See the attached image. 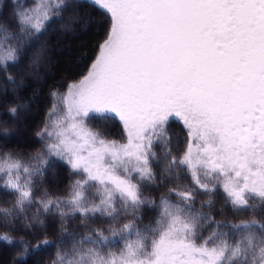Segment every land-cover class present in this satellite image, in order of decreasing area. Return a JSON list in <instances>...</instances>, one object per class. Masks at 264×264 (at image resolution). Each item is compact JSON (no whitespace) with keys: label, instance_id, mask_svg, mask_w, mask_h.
Returning <instances> with one entry per match:
<instances>
[{"label":"snow or ice","instance_id":"1","mask_svg":"<svg viewBox=\"0 0 264 264\" xmlns=\"http://www.w3.org/2000/svg\"><path fill=\"white\" fill-rule=\"evenodd\" d=\"M89 8L106 18L103 39L81 78L51 93L40 147H10L19 137L0 132V242L20 249L12 264L51 247L50 264H264V222L212 214L222 199L220 215H264V0H0V69L20 73L0 93L16 101L12 120L49 59V28L72 31ZM90 120L118 122L123 139ZM58 162L75 177L62 189ZM150 185L165 191L145 196ZM77 219L84 232L68 230Z\"/></svg>","mask_w":264,"mask_h":264},{"label":"trees","instance_id":"2","mask_svg":"<svg viewBox=\"0 0 264 264\" xmlns=\"http://www.w3.org/2000/svg\"><path fill=\"white\" fill-rule=\"evenodd\" d=\"M21 3H23V0H21ZM86 11L90 13V17H85L72 31L64 32L60 30V24H53L49 28L48 35L45 37L49 48V59L46 63L40 64L35 68L34 74L26 82V88L18 92L22 102L28 106L27 111L21 115L18 122L5 114L7 107L16 103L11 90L9 89L7 96L0 95V121L8 122L7 125L0 124V132L7 128L19 137V141L13 140L10 142V147L29 150H35L40 147V144L36 142L38 138L35 133L42 126L41 122L45 119V114L53 102L51 93H64L67 84L80 79L93 61L97 53V43L103 39L106 18L102 10L98 8H89ZM88 19L93 21L91 27L87 26ZM23 63L27 64V61L25 60ZM28 70L25 67L22 71L27 72ZM19 74L17 66L11 64H9L6 72L0 69V93L3 92L5 87H8L6 76L11 75L18 81ZM89 126L102 129L111 139H123V130L118 122L110 121L108 124H101L97 120H90ZM170 133L174 136H180L181 139L183 138L182 126L175 121L171 123ZM57 167L60 169V187L62 189L64 185L69 184L75 177L69 175L67 167L62 163L58 162ZM185 182L187 183V181ZM47 186L45 185V187ZM163 191L165 189L155 190L151 185L143 189L145 196L157 199ZM59 194L61 193L53 190V195ZM0 199H8V197L3 196L2 192H0ZM200 199H203V197H200ZM222 205L223 200L219 199L215 205V211L212 213L216 220H223L227 217L233 222H238L255 218L264 222V215L253 216L251 213L242 212L234 216L230 208L225 210V215H220ZM199 206L198 200L195 207L199 208ZM154 216L155 213L146 214L143 223L148 224ZM98 226H101L99 222L91 223V227ZM68 230L70 232L75 230L85 231L83 226L80 225L79 219L69 221ZM56 236V231L50 229L48 239L55 240ZM32 242L36 243V241ZM19 251L20 249L14 245L9 246L4 242H0V264H12L13 257H17ZM55 252V247L48 248L37 255L30 256L26 264H33L36 260H39L40 264H50L51 260L55 258ZM15 264H25V261L17 259Z\"/></svg>","mask_w":264,"mask_h":264}]
</instances>
